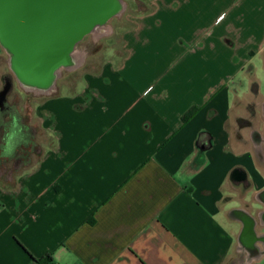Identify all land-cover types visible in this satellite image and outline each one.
<instances>
[{
	"label": "crops",
	"instance_id": "1",
	"mask_svg": "<svg viewBox=\"0 0 264 264\" xmlns=\"http://www.w3.org/2000/svg\"><path fill=\"white\" fill-rule=\"evenodd\" d=\"M148 7L123 55L42 94L39 158L0 177V264H230L264 236V169L229 126L264 68V0Z\"/></svg>",
	"mask_w": 264,
	"mask_h": 264
},
{
	"label": "water",
	"instance_id": "2",
	"mask_svg": "<svg viewBox=\"0 0 264 264\" xmlns=\"http://www.w3.org/2000/svg\"><path fill=\"white\" fill-rule=\"evenodd\" d=\"M125 9L122 0H0V46L18 83L48 94L77 67V46Z\"/></svg>",
	"mask_w": 264,
	"mask_h": 264
},
{
	"label": "rangeland",
	"instance_id": "3",
	"mask_svg": "<svg viewBox=\"0 0 264 264\" xmlns=\"http://www.w3.org/2000/svg\"><path fill=\"white\" fill-rule=\"evenodd\" d=\"M122 1L126 5V9L122 15L112 19L104 28L99 29V37H97V31L86 37L77 46L76 61L78 65L72 70H64L57 81L58 85L76 84L75 91H78L85 83L84 75L86 72H97L105 63L111 60L115 61L116 57L124 54L123 32L133 27L132 18L134 16L148 13V3L150 0ZM104 29H110L109 33L103 32L107 31ZM82 53L84 55L83 58H81ZM112 54L113 57L109 59V56ZM79 59H81V63ZM257 66L258 68L255 74L238 76V80L244 78L245 88L239 90L233 100L229 126L232 137V147L237 151L248 150L251 152L254 159H256L257 165L261 167V159L258 157L262 155L264 149L263 146V148L261 147V145H263L262 139H264V132L262 130V128H264L262 125L264 115V68H261L259 62H257ZM249 81H251L250 84ZM256 82L259 84L260 92L258 91ZM6 87H8V92L6 93V97L0 102V110L4 109L6 112L9 110L16 111L18 115L21 116L24 123L33 128L35 132V153H31V147L27 150H22V152H20V161L24 162L31 156V159L35 162L42 151V147L39 146L40 144H38V142L42 144L44 140L43 132L36 118V107L37 104L48 98V96L28 91L18 83L10 69L9 56L0 46V94ZM256 130L257 132L253 134V131ZM14 166L13 162L2 158L0 153V173L2 175H9L10 172L14 170ZM12 173L14 176L17 174V172L14 171ZM236 195L240 197L242 193L237 192ZM253 201L257 202L255 197ZM253 213L256 214V211ZM248 246L251 248L250 254L252 256H248L246 251L240 249L235 259H233L230 264H249L254 261L255 258L258 257L261 244L255 242L253 245ZM253 264H264V259L256 261Z\"/></svg>",
	"mask_w": 264,
	"mask_h": 264
},
{
	"label": "trees",
	"instance_id": "4",
	"mask_svg": "<svg viewBox=\"0 0 264 264\" xmlns=\"http://www.w3.org/2000/svg\"><path fill=\"white\" fill-rule=\"evenodd\" d=\"M0 132L1 157L13 162L15 165L13 168L14 170L11 172H17L23 167L29 165L31 162V156L26 161L22 162L20 161V152L31 147V153H35V132L33 128L27 126L16 111L9 110L6 112L3 109L0 110ZM0 177L7 178V175H2L0 173ZM35 261L38 264H52V258L50 255Z\"/></svg>",
	"mask_w": 264,
	"mask_h": 264
},
{
	"label": "flooded vegetation",
	"instance_id": "5",
	"mask_svg": "<svg viewBox=\"0 0 264 264\" xmlns=\"http://www.w3.org/2000/svg\"><path fill=\"white\" fill-rule=\"evenodd\" d=\"M262 125H263V127H264V115H263V121H262ZM250 127V126H249ZM262 130H263V132H264V128H262ZM255 132H257V130L256 131H253V134L255 133ZM263 140V145H261V147L263 146L264 147V139H262ZM262 147V148H263ZM253 155V154H252ZM257 156V155H256ZM254 157V156H253ZM258 157V156H257ZM259 159H261V161H260V163H261V166L263 167V169H264V149H263V153H262V155H260V157H258ZM256 160V159H255ZM242 177V174H241V172L239 171V170H237L236 171V173H235V178L236 179H240ZM260 198L262 199V203H263V206H264V191L260 194ZM251 224H250V222H249V220H246V225H245V239H247L248 241H249V238H250V226ZM246 240V241H247ZM252 243V242H251ZM256 243H260V244H263L264 245V236L263 237H259V238H257V240H256ZM260 256H264V252L263 251H261V250H259V252H258V257H260ZM257 258V257H256Z\"/></svg>",
	"mask_w": 264,
	"mask_h": 264
},
{
	"label": "bare ground",
	"instance_id": "6",
	"mask_svg": "<svg viewBox=\"0 0 264 264\" xmlns=\"http://www.w3.org/2000/svg\"><path fill=\"white\" fill-rule=\"evenodd\" d=\"M104 27H105V26H104ZM104 27H102V28H104ZM102 28H99V29H102ZM99 29H98V30H99ZM98 30H97V31H98ZM104 30H107V31H103V32H107V33H109V31H110V29H104ZM97 31H95V32H97ZM95 32H94V33H95ZM97 35H98L97 37L100 36V32H99V31H98ZM83 57H84V55H83V53H82V54H81V58H83ZM76 58H77V53L75 54V59H76ZM80 60H81V59H79V62H80ZM76 62H77V61H76ZM80 63H81V62H80ZM77 64H78V62H77ZM80 65H81V64H80ZM28 91H31V90H28ZM31 92H34V93L38 94L37 91H31Z\"/></svg>",
	"mask_w": 264,
	"mask_h": 264
}]
</instances>
